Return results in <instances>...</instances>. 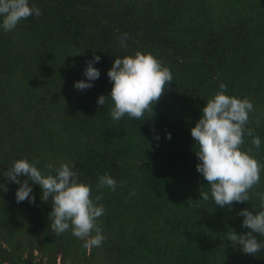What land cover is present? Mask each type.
<instances>
[{
    "label": "trees",
    "instance_id": "trees-1",
    "mask_svg": "<svg viewBox=\"0 0 264 264\" xmlns=\"http://www.w3.org/2000/svg\"><path fill=\"white\" fill-rule=\"evenodd\" d=\"M30 3L42 15L0 30V185L8 189L0 190V264H264V249L247 254L227 237L250 230L238 213L260 209L264 171L246 202L203 200L210 186L196 170L190 134L223 82L229 95L253 103L246 127L262 144L245 135L241 148L264 164V0ZM137 50L168 66L173 81L142 118L114 120L111 100L97 98L111 90L114 59ZM94 55L101 75L79 90L74 82L86 79ZM19 158L38 159L45 174L73 163L105 207L99 247L86 248L71 228L52 231V200L42 199L39 185L32 184L34 203L16 202L19 185L2 174ZM101 174L116 178L115 191L97 186Z\"/></svg>",
    "mask_w": 264,
    "mask_h": 264
},
{
    "label": "clouds",
    "instance_id": "clouds-1",
    "mask_svg": "<svg viewBox=\"0 0 264 264\" xmlns=\"http://www.w3.org/2000/svg\"><path fill=\"white\" fill-rule=\"evenodd\" d=\"M31 15L40 16L42 12L30 0H0V30L4 32L13 30L22 19ZM127 39L128 33H123L120 37L122 48H127ZM100 59L94 55L87 61L84 69L86 79L75 81V88L84 90L94 86L93 82L101 75L94 64ZM107 76L112 82L111 90L107 97L99 95L97 104L105 105L111 100V117L114 120L125 115L142 118L146 111L152 110L166 85L173 81L168 66L151 52L140 50L116 57ZM219 89L202 108V115L190 129V134L198 145L196 170L210 186V192H200L201 199L211 198L216 205L224 207L250 199L249 190L259 183L264 164L251 155L250 150L241 148L245 135L252 137L257 149L262 144L261 138L253 134L254 129L246 127L249 113L254 110L253 103L247 97L229 95L223 82ZM166 136L171 139V133ZM38 163V159L19 158L13 161L6 174H2L8 181L19 185L15 193L16 202L27 199L34 203L32 184L39 185L42 199L46 201L51 197L52 200L49 213L52 231L60 235L71 228L74 236L84 240L86 248L99 247L106 237L96 221L104 214L105 207L98 203L99 196L92 198V185L78 179L79 174L71 161L60 163L48 174L41 171ZM48 168L53 166L49 164ZM21 176L26 179L21 181ZM117 185L116 178L111 175L101 174L97 178L98 187L107 186L115 191ZM0 190L6 192L8 189L6 185H0ZM258 195L262 202L258 211L245 208L238 213L243 217L241 226L250 230L242 234L234 230L227 232L228 240L233 244L238 242L247 254H256L264 249V240L258 238L264 236V193Z\"/></svg>",
    "mask_w": 264,
    "mask_h": 264
}]
</instances>
